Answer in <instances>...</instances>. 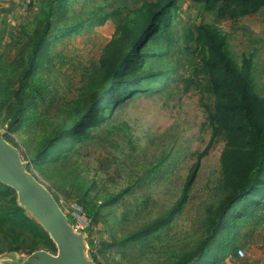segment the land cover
Returning a JSON list of instances; mask_svg holds the SVG:
<instances>
[{
  "label": "rangeland",
  "instance_id": "1",
  "mask_svg": "<svg viewBox=\"0 0 264 264\" xmlns=\"http://www.w3.org/2000/svg\"><path fill=\"white\" fill-rule=\"evenodd\" d=\"M53 1L51 23L39 28L36 19L47 21L42 8ZM141 4L142 0H0V52L6 63L14 62L22 51L30 54L33 34L48 30L47 59L35 75L46 86L39 116L11 134L21 150L33 148L48 130L65 123L75 100L101 72L105 47L118 26ZM171 22L147 47L150 55L141 72L157 75L144 79V89L123 90L122 102L94 127L93 138L64 161L51 165L44 174L32 169L48 187L53 186L67 214L81 208L77 203L82 196L77 190L80 180L92 186L85 197L100 208L101 219L86 235L101 247L98 260L102 264H171L182 254L197 253L209 232L213 211L225 198L220 185L225 133L213 118L216 97L202 68L200 47L190 32L201 23L217 25L240 65L244 57L252 58L255 88L264 95V7L231 18L202 11L194 0H178ZM72 26L76 29L66 33ZM0 128L7 129V125L0 122ZM206 149L198 175L179 205L188 175ZM78 173L82 178H77ZM168 215L173 217L154 235L118 245ZM78 216L83 222V215ZM240 220L231 251L215 264H264V201L256 217ZM223 237L218 233L210 241ZM102 242L110 245L102 247ZM26 250L21 254L28 255ZM212 250H218L217 243Z\"/></svg>",
  "mask_w": 264,
  "mask_h": 264
},
{
  "label": "trees",
  "instance_id": "2",
  "mask_svg": "<svg viewBox=\"0 0 264 264\" xmlns=\"http://www.w3.org/2000/svg\"><path fill=\"white\" fill-rule=\"evenodd\" d=\"M194 1L200 3L202 11H214L219 16L231 18L250 15L264 7V0ZM177 2L142 0L140 6L130 11L118 26L116 36L105 47L101 72L89 84L86 92L75 100L68 119L62 126L48 130L33 148L21 150L11 134L25 129L39 116L37 109L46 86L35 75L47 59L48 30L46 27L38 29L32 36L31 53L22 51L12 63H6L0 52V122L7 125L6 138L20 148L23 158L30 162L31 171L34 168L44 174L49 170L48 167L68 158L71 152L77 151L93 138L94 127L106 118L110 108L122 102L123 90L138 92V89H144L145 78L157 75H143L141 72L150 55L147 47L170 27ZM64 4L66 1L61 5ZM53 6L54 1L42 8L48 17L46 22L36 19L40 23L39 28L47 22L51 23L48 18ZM75 27L67 28L66 33L75 30ZM190 37L200 47L202 68L216 97L213 118L225 133L226 145L221 155L220 178L225 198L211 215V226L200 250L195 254H182L181 258L174 259L171 264H215L221 256L231 251V240L240 219L244 216L249 219L256 217V211L264 201V95L259 94L255 88L252 58L244 57L240 65L228 49L225 33L217 25L201 23L190 32ZM20 68L23 69L18 72ZM215 131H218L217 128ZM206 153L207 149L201 152L193 165L179 205L187 197ZM78 177H81L79 173ZM79 185L77 190L82 196L77 203L81 206V212L90 220L85 229L87 232L100 222V208L86 200L85 196L90 195L92 186L83 179ZM49 188L59 200L53 186ZM74 210L78 211L77 208ZM68 216L73 223L75 215L69 213ZM172 217L168 215L145 226L121 239L118 245L149 238ZM218 233L224 239L211 242ZM89 238L90 235L89 253L102 264L98 260L101 247ZM211 243H217L218 250L213 251ZM109 245L108 242L100 243L102 247ZM24 249H27L28 254L38 249L57 251L49 233L19 204L16 191L0 181V254L8 250L22 252Z\"/></svg>",
  "mask_w": 264,
  "mask_h": 264
},
{
  "label": "water",
  "instance_id": "3",
  "mask_svg": "<svg viewBox=\"0 0 264 264\" xmlns=\"http://www.w3.org/2000/svg\"><path fill=\"white\" fill-rule=\"evenodd\" d=\"M6 133L0 128V181L16 191L19 204L49 233L57 251L38 249L22 255L8 250L0 254V264H99L89 256L86 232L74 228L54 193L29 169V160Z\"/></svg>",
  "mask_w": 264,
  "mask_h": 264
},
{
  "label": "built area",
  "instance_id": "4",
  "mask_svg": "<svg viewBox=\"0 0 264 264\" xmlns=\"http://www.w3.org/2000/svg\"><path fill=\"white\" fill-rule=\"evenodd\" d=\"M76 208L78 209L77 212L78 213H81L83 215L82 216L83 217V222L81 221L80 216H78V215H81V214H78L77 212H75L73 214L75 215V218L76 219H75V221L72 224H73V226H74L75 229L85 231V229L90 224V220L88 219V217L84 213L81 212V208L80 207H76ZM76 214H78V215H76ZM240 253L242 254L243 251L240 250Z\"/></svg>",
  "mask_w": 264,
  "mask_h": 264
},
{
  "label": "bare ground",
  "instance_id": "5",
  "mask_svg": "<svg viewBox=\"0 0 264 264\" xmlns=\"http://www.w3.org/2000/svg\"><path fill=\"white\" fill-rule=\"evenodd\" d=\"M82 13V12H81ZM189 39V38H188ZM197 50V49H196ZM165 57V56H164ZM168 57V56H167ZM198 57V56H197ZM166 58V57H165ZM205 62V61H204ZM221 65V64H220ZM178 66V65H177ZM194 73V72H193ZM203 77V76H202ZM208 80V79H207ZM195 83V82H194Z\"/></svg>",
  "mask_w": 264,
  "mask_h": 264
}]
</instances>
